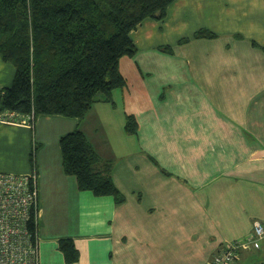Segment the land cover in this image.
<instances>
[{
  "label": "crops",
  "instance_id": "0c3cea01",
  "mask_svg": "<svg viewBox=\"0 0 264 264\" xmlns=\"http://www.w3.org/2000/svg\"><path fill=\"white\" fill-rule=\"evenodd\" d=\"M199 29L216 36L194 38ZM130 37L137 51L119 61L126 85L111 100L98 93L80 121L0 122V172L38 176L40 264H209L255 221L264 227V0H174ZM14 71L0 55V88ZM76 128L110 164L123 202L64 172L60 138ZM63 238L76 262L65 261ZM234 264H264V236Z\"/></svg>",
  "mask_w": 264,
  "mask_h": 264
},
{
  "label": "trees",
  "instance_id": "16d2710c",
  "mask_svg": "<svg viewBox=\"0 0 264 264\" xmlns=\"http://www.w3.org/2000/svg\"><path fill=\"white\" fill-rule=\"evenodd\" d=\"M173 1L0 0V55L15 70L11 86L2 88L0 112L80 121L98 93L111 100L113 90L126 85L119 61L137 51L131 31L147 18L163 20ZM215 36L207 29L193 35ZM160 49L172 52L169 46ZM125 128L137 131L133 116L127 117ZM60 148L64 172L76 178L80 190L112 196L117 203L125 200L111 177L110 164L102 162L83 131L76 128L63 135ZM34 155L33 149L32 162ZM36 225L33 217V234ZM59 249L67 263L79 259L72 239H60Z\"/></svg>",
  "mask_w": 264,
  "mask_h": 264
},
{
  "label": "built area",
  "instance_id": "2783aa9c",
  "mask_svg": "<svg viewBox=\"0 0 264 264\" xmlns=\"http://www.w3.org/2000/svg\"><path fill=\"white\" fill-rule=\"evenodd\" d=\"M4 90L0 88V97ZM0 122L27 124L33 127V116L13 111L0 112ZM37 173L0 172V264H40L39 240L30 223L37 224L39 190ZM264 227L255 221L252 233L245 240L223 244L209 264H234L239 249L250 245L259 248Z\"/></svg>",
  "mask_w": 264,
  "mask_h": 264
}]
</instances>
